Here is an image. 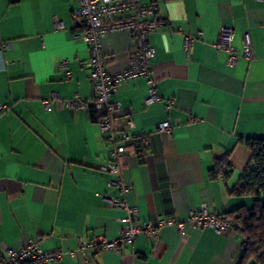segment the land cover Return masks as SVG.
Listing matches in <instances>:
<instances>
[{
	"label": "crops",
	"instance_id": "0c3cea01",
	"mask_svg": "<svg viewBox=\"0 0 264 264\" xmlns=\"http://www.w3.org/2000/svg\"><path fill=\"white\" fill-rule=\"evenodd\" d=\"M139 1L155 4L165 24L148 36L161 101L144 104V78L122 83L112 96L114 125L124 128L129 118L149 137L120 160L122 180L131 187L127 202L138 209L135 222L144 225L157 214L185 221L203 205L216 214L251 207V197L233 189L251 157L247 141L264 139V0ZM76 6L77 0H0V44L10 43L0 56V104L8 107L0 112V244L16 249L46 234L40 247L63 251L53 264H239L240 234L212 228L181 234L163 226L153 244L139 233L119 253L78 250L79 237L116 238L123 211L97 195L118 194L100 169L108 160L106 138L87 113L63 105L75 94H92L80 63L89 50L72 16ZM223 25L232 27L238 52L251 47L250 60L226 64V52L214 46ZM199 33L188 56L185 37ZM101 42L109 71L126 68L131 34L109 33ZM65 58L70 76L58 66ZM51 93L58 99L45 109ZM163 121L170 132L154 134ZM219 160L230 166L224 182L211 176Z\"/></svg>",
	"mask_w": 264,
	"mask_h": 264
},
{
	"label": "built area",
	"instance_id": "2783aa9c",
	"mask_svg": "<svg viewBox=\"0 0 264 264\" xmlns=\"http://www.w3.org/2000/svg\"><path fill=\"white\" fill-rule=\"evenodd\" d=\"M72 16L81 28L79 36L87 45L89 56L80 63L88 71V79L91 84L92 94L88 99H82L75 94L71 99H65L63 105L67 109H79L87 113L90 119L98 125L101 134L109 144L107 151L108 160L100 169L108 172L112 178L108 180L109 186L117 189L118 194L109 196L97 193L103 198L106 205L123 211L118 218V236L113 239L103 237L86 240L78 238L79 251L87 255L89 249L99 251L121 252L123 247L131 245L139 233H144L150 243L158 240L159 229L163 226H174L179 233H184L193 227L212 228L218 233L226 234L235 231L233 222L223 214H216L202 206L200 210L189 211L185 221H178L174 216H161L157 214L153 220L144 225H138L135 218L138 215L136 206L129 205L127 194L131 187L126 185L121 177V157L128 152H134L140 140L142 144L149 143V137L145 132L137 133L135 124L125 119V127L117 128L113 123V112L118 109V103L112 100L113 94L122 83L135 79L144 78L147 84V95L144 98L145 105H151L161 101L162 97L157 93L155 80L151 71V59L155 57V49L149 42L148 36L157 28L165 24V20L157 16V7L153 3H142L139 0H77V6L72 10ZM54 24L61 28L59 20L53 17ZM119 31H128L133 40V46L128 53L126 68L117 72H110L107 58L102 50L101 39L104 35ZM200 38L185 37L183 48L189 56L192 44ZM233 29L229 25L220 28L218 40L214 46L224 50L227 54L226 64L234 67L239 58L250 60L252 57L251 47L245 46L242 52H238L232 45ZM10 47L9 42L0 44V56L3 50ZM70 59L65 58L58 64L67 76ZM4 68L2 63L0 69ZM58 95L51 93L43 100V107L48 109L52 100H57ZM171 102L165 104L169 109ZM5 104H0V112L7 111ZM171 126L168 121L157 124L154 134L169 133ZM230 168L227 164H221L218 178L225 181ZM238 233V232H236ZM239 234V233H238ZM47 238L46 234H38L36 238L26 239L19 248L4 247L0 244V264H53L63 256L60 249L45 250L40 243ZM132 255L137 256L132 252ZM261 255V253H259Z\"/></svg>",
	"mask_w": 264,
	"mask_h": 264
},
{
	"label": "trees",
	"instance_id": "16d2710c",
	"mask_svg": "<svg viewBox=\"0 0 264 264\" xmlns=\"http://www.w3.org/2000/svg\"><path fill=\"white\" fill-rule=\"evenodd\" d=\"M247 145L251 157L233 189V194L251 197L253 204L251 207L242 205L223 215L233 222L235 231L241 236L242 256L239 264L250 260L264 264V139L248 140ZM223 163L227 164L224 160L216 162L211 171L212 177L218 178L219 168Z\"/></svg>",
	"mask_w": 264,
	"mask_h": 264
}]
</instances>
